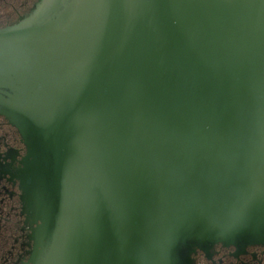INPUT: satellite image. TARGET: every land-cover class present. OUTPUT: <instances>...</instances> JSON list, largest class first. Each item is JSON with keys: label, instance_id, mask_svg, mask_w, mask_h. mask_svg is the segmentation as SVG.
Here are the masks:
<instances>
[{"label": "water", "instance_id": "obj_1", "mask_svg": "<svg viewBox=\"0 0 264 264\" xmlns=\"http://www.w3.org/2000/svg\"><path fill=\"white\" fill-rule=\"evenodd\" d=\"M29 137L31 264H188L264 238V0H41L0 31Z\"/></svg>", "mask_w": 264, "mask_h": 264}, {"label": "flooded vegetation", "instance_id": "obj_2", "mask_svg": "<svg viewBox=\"0 0 264 264\" xmlns=\"http://www.w3.org/2000/svg\"><path fill=\"white\" fill-rule=\"evenodd\" d=\"M41 0H0V31L30 17ZM0 110V264H31L46 232L34 182L35 151L29 137ZM188 264H264L263 241L245 247L217 242L193 247Z\"/></svg>", "mask_w": 264, "mask_h": 264}]
</instances>
